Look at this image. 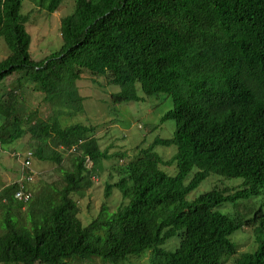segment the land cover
<instances>
[{
  "label": "trees",
  "instance_id": "obj_1",
  "mask_svg": "<svg viewBox=\"0 0 264 264\" xmlns=\"http://www.w3.org/2000/svg\"><path fill=\"white\" fill-rule=\"evenodd\" d=\"M25 1L52 15L63 0H0L9 53L0 82L17 76L0 98V152L28 136L31 164L55 165L60 180L36 191L25 184L27 203L13 198L18 182L0 189V264H123L145 252L149 264H264V0H74L60 21V48L38 61L30 56ZM84 72L119 88L113 105L169 96L173 108L162 120L175 126L171 138L137 147L119 166L104 197L114 188L125 202L113 212L102 204L87 226L73 196L91 187L101 161L125 155L108 156L94 127L69 123L84 112L77 88ZM27 86L52 108V119L20 114L17 93ZM156 146L176 151L163 162ZM173 162L174 176L160 169ZM211 175L241 183L188 201ZM260 196L247 220L218 210ZM244 228L255 249L237 253L230 236ZM174 238L175 249H164Z\"/></svg>",
  "mask_w": 264,
  "mask_h": 264
},
{
  "label": "rangeland",
  "instance_id": "obj_2",
  "mask_svg": "<svg viewBox=\"0 0 264 264\" xmlns=\"http://www.w3.org/2000/svg\"><path fill=\"white\" fill-rule=\"evenodd\" d=\"M74 9V0H63L56 13L48 15L35 9L27 1L23 3L22 14H28L29 20L25 25L26 32L30 36V56L38 61L50 53L57 51L62 42L60 39L59 25L62 18L70 15ZM8 50L0 38V61L8 56ZM16 75L10 76L0 82V98L15 86ZM106 77H93L84 72L77 82V88L84 98L82 115L69 121L70 124L79 123L95 128V139L102 151L108 156L123 154L125 158H110L101 161L95 176H92V185L82 196L74 195L73 199L78 207V219L83 226H87L98 214L100 206L104 204L109 212L115 211L125 201L120 194L111 189L110 196L104 197L106 185H113L118 179L117 169L131 160L136 154V148H147L154 139H169L172 137L175 126L171 120L163 121L167 111L173 108L169 96L158 94L145 98L141 102H128L113 105L110 95L119 92V88L107 84ZM139 96L142 97L140 93ZM20 114L36 112L39 118L44 120L52 115V108L42 101V95L32 91L31 86L19 90L17 93ZM52 119V118H50ZM32 142L26 136L12 145L5 146L0 152V189L4 186L19 181L20 167L16 155H22L31 149ZM153 151L163 162H167L175 154V146H156ZM62 167H70V156L63 154ZM87 167H91L88 164ZM31 169L34 172L32 189L36 191L45 185L58 186L60 174L51 163H43L35 158ZM160 169L169 176L177 172L176 163L167 166L160 165ZM191 174L189 175V177ZM188 177V179H189ZM187 182V181H186ZM239 179H224L215 175L209 176L188 197L190 201L211 189H237L240 186ZM263 203V198L256 197L249 200H238L219 208L221 214L227 216H239L243 220L251 218ZM264 212V208H262ZM0 210V218H1ZM231 242L236 245L237 253L252 252L255 243L251 229H243L230 236ZM178 245V239L169 241L163 248L173 251ZM151 253L145 252L140 257H132L123 264H149ZM84 263V262H83ZM232 259L225 264H231ZM88 264H102L99 260H90Z\"/></svg>",
  "mask_w": 264,
  "mask_h": 264
},
{
  "label": "built area",
  "instance_id": "obj_3",
  "mask_svg": "<svg viewBox=\"0 0 264 264\" xmlns=\"http://www.w3.org/2000/svg\"><path fill=\"white\" fill-rule=\"evenodd\" d=\"M22 159L19 161L20 166V177L18 184L19 188L13 193V198L22 203H27L31 197V192L25 187V184H29L33 180L34 172L31 169V152L24 151L22 155H20Z\"/></svg>",
  "mask_w": 264,
  "mask_h": 264
},
{
  "label": "clouds",
  "instance_id": "obj_4",
  "mask_svg": "<svg viewBox=\"0 0 264 264\" xmlns=\"http://www.w3.org/2000/svg\"><path fill=\"white\" fill-rule=\"evenodd\" d=\"M90 164V163H89ZM32 165V164H31ZM91 165V164H90ZM20 167V166H19ZM20 169V168H19ZM19 175H20V171H19Z\"/></svg>",
  "mask_w": 264,
  "mask_h": 264
}]
</instances>
